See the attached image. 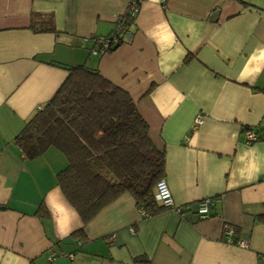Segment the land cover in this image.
Segmentation results:
<instances>
[{
  "label": "crops",
  "instance_id": "obj_1",
  "mask_svg": "<svg viewBox=\"0 0 264 264\" xmlns=\"http://www.w3.org/2000/svg\"><path fill=\"white\" fill-rule=\"evenodd\" d=\"M127 8L128 0H0V264H45L49 251V264H134L139 255L151 264H264V139L243 135L264 128V0H140L119 42L93 53ZM35 13L51 14L55 30L35 29ZM78 64L136 102L182 213L146 215L123 192L84 225L56 181L64 154H24V125ZM206 196L218 201L199 218ZM229 224L245 246L225 240ZM83 226L86 238L72 235Z\"/></svg>",
  "mask_w": 264,
  "mask_h": 264
},
{
  "label": "trees",
  "instance_id": "obj_2",
  "mask_svg": "<svg viewBox=\"0 0 264 264\" xmlns=\"http://www.w3.org/2000/svg\"><path fill=\"white\" fill-rule=\"evenodd\" d=\"M132 20L124 14L122 22ZM52 21L51 14L35 13L32 25L40 31L55 30ZM67 70L50 99L18 135L24 154L35 157L48 146L64 154L66 165L56 173V181L84 225L123 192L146 215L164 209L155 183L164 175L165 152L151 139L136 102L97 70L84 64ZM255 133L257 139H264V128ZM72 235L86 238L84 226ZM133 263L151 264L146 255L134 257Z\"/></svg>",
  "mask_w": 264,
  "mask_h": 264
},
{
  "label": "built area",
  "instance_id": "obj_3",
  "mask_svg": "<svg viewBox=\"0 0 264 264\" xmlns=\"http://www.w3.org/2000/svg\"><path fill=\"white\" fill-rule=\"evenodd\" d=\"M140 0H128V8L125 14L133 17L138 12ZM127 28V23H123L122 19L118 20L115 24L113 32L106 37L100 36L94 39L95 47L92 48L93 53H102L111 48H113L120 39L121 31ZM128 33V32H127ZM200 122V118L197 117L195 119V123ZM243 135L245 137L246 142L255 141L257 139V135L251 129H245L243 131ZM155 194L157 199L164 206L174 209L175 211L182 213L183 207L180 205H176L173 201L170 189L164 178H159L155 183ZM218 201L217 197H209L206 196L196 203V213L199 218H206L210 215V209L214 206L215 202ZM236 235V231L232 225H226L224 228V238L226 241H234L240 245L245 246L246 241L243 239L234 238ZM54 259L53 252L49 251L46 257V263L49 264Z\"/></svg>",
  "mask_w": 264,
  "mask_h": 264
}]
</instances>
